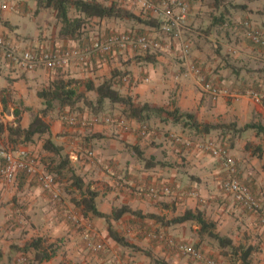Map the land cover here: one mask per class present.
Listing matches in <instances>:
<instances>
[{
    "label": "crops",
    "instance_id": "crops-1",
    "mask_svg": "<svg viewBox=\"0 0 264 264\" xmlns=\"http://www.w3.org/2000/svg\"><path fill=\"white\" fill-rule=\"evenodd\" d=\"M128 8L134 7L128 5ZM259 14L264 18V11ZM2 19L5 20L4 17ZM159 21L162 23L161 18ZM195 21V16L188 15L185 37L192 43V58L201 67L202 76L232 91L254 89L264 93V56L256 55L254 50L257 46L250 41L248 45L236 38L217 36L220 41L217 40L216 54L213 55L204 46V43L214 40L213 31L201 36L194 29ZM147 28L149 34L162 44L161 50L155 53V63L144 60L147 54L137 58L119 53L93 59L88 65L26 72L0 56V117L6 126L13 124L15 111L19 109L22 112L21 124L27 128L33 115L25 108H32L35 112L44 109L38 92L52 86L57 79H76L82 83L92 81L99 85L113 78L114 89L124 96H131L136 104L179 109L181 113H193L201 124L223 125V128L203 134L174 123L163 114L152 117L147 124L149 131L143 135V124L125 117L121 105H111L108 101L99 112L81 102L74 108L62 111L57 108L46 117L51 126L52 141L63 148V154L69 157L71 167L82 177L85 187L97 192L99 211L111 214L114 209L126 205L140 214H126L120 220L112 221V225L131 244L148 251L151 256L115 242L104 219L91 213L84 216L82 207L74 204L73 199L79 198V191L71 186L69 178L59 181L60 200L55 201L34 177L20 174L12 184L0 180L1 264H32L35 251L24 248L37 237L47 238L50 242L60 241L57 255L43 264H117L118 261L155 264L152 257L165 259L171 264H200L177 255L148 237L143 233L144 228L165 232L177 241L196 243L209 257H219L226 264H230V258H235L226 252L241 248L249 241L248 247L254 249L252 264L253 255L259 256L257 264H264V251H257L254 246L260 245L264 250L260 220L256 214L243 208L234 196L226 194L222 187L225 175L222 162L201 147V143L208 139L227 145L237 165L238 178L264 206V102L245 96L213 99L203 91L199 79L181 67L178 42L161 29ZM8 29L0 22V34L22 49L80 46L98 36L91 39L83 36L78 40L58 37L52 44L44 40L47 32H38L36 37H14L12 34L16 27L10 32ZM84 89V85L80 86V91ZM86 95L90 100H96L94 92ZM74 114L86 124L65 123L64 116ZM108 115L125 117L130 128L124 130L104 123L103 118ZM94 118L99 120L94 123ZM249 124L261 129L239 131ZM46 137L37 136L26 146L43 157L45 167V161L49 162L53 156L43 149ZM249 144L251 146L247 149ZM11 147L6 132L0 140V153ZM258 147L260 149H256ZM88 151H93L94 156L88 157ZM2 160L0 154V162ZM154 186L169 187L172 194L154 197L148 193V188ZM186 211H201L209 222L215 223V233L233 241V249L221 247L218 241L202 233L197 222L165 224ZM148 215L161 216L165 222ZM89 225L94 228L98 239L108 245L101 257L87 249L84 235ZM24 231L28 233L22 235ZM239 261L242 262L240 258Z\"/></svg>",
    "mask_w": 264,
    "mask_h": 264
},
{
    "label": "built area",
    "instance_id": "built-area-1",
    "mask_svg": "<svg viewBox=\"0 0 264 264\" xmlns=\"http://www.w3.org/2000/svg\"><path fill=\"white\" fill-rule=\"evenodd\" d=\"M131 7H139L143 11L154 13L162 19V30L172 37L179 45L178 60L187 73L195 75L202 85L204 92L210 94L213 99L228 97L238 99L249 97L253 100L264 102V93L254 89L232 91L222 88L215 83L206 80L202 76V69L192 58V43L185 37V22L188 17L189 5L186 0H123ZM3 9L8 8L3 6ZM242 30L246 38L255 45L264 49V28L254 25L249 21L242 23ZM91 39V38H90ZM162 48L161 41L150 34H140L136 31L112 32L92 38L80 46H55L53 48H28L22 49L15 43L0 34V56L9 64L26 72H34L39 69L54 71L69 68L72 65H88L93 59L119 53L131 55H143L157 53ZM63 120L70 125H77L86 121H79L77 117L65 115ZM99 119L94 118L96 123ZM103 122L116 125L124 130L130 128L128 120L118 115H108ZM145 135L149 129L147 125L141 127ZM203 150L222 162L224 177L222 187L226 194L234 196L235 200L245 209L257 215L264 232V206L253 194L251 189L238 178V170L235 161L231 158L229 148L213 139L201 143ZM0 180L12 184L20 174L34 177L40 186L53 195L55 201L60 200L59 182L56 177L47 171L42 159L26 146L19 148H7L1 151ZM88 157H93L94 152L88 151ZM148 193L154 197L172 194L169 187H149ZM148 237L162 242L167 248L179 256L189 257L200 264H219L209 257L204 251L193 244L177 241L173 236L165 232H154L147 228L143 230ZM84 241L87 249L104 253L106 245L98 239L94 228L90 225L86 228ZM117 264H134L130 261H118ZM136 264V263H135Z\"/></svg>",
    "mask_w": 264,
    "mask_h": 264
},
{
    "label": "trees",
    "instance_id": "trees-1",
    "mask_svg": "<svg viewBox=\"0 0 264 264\" xmlns=\"http://www.w3.org/2000/svg\"><path fill=\"white\" fill-rule=\"evenodd\" d=\"M216 1L218 2L219 0ZM232 6L235 9L241 10H245L247 8L245 4L241 3H234ZM37 7L38 11L50 9L56 12V18L61 23V28L59 31V37L61 39L78 40L82 38L86 32H88L87 27L89 25V20L94 18H98L100 20H125L132 23H137L138 25L144 26L145 28L155 27L162 30V23L158 18L143 17L142 15L132 11L131 8L122 7L115 1L107 5L97 0H37ZM72 10L78 14L77 17L70 16ZM228 10L229 9H227V12H229ZM225 19V13H221L220 16H214L213 24L215 25L220 23L223 25L226 22ZM0 22L3 26L9 29L14 28V26L8 20H3L2 17H0ZM142 32L143 31H140L138 33L147 34ZM140 56L136 55L137 58ZM144 60L148 63H155V53L147 54V57H145ZM83 85L85 89L80 91V86ZM114 85L115 81L113 78L104 80L99 85H96L92 81L82 83L76 79H70L66 81L62 78H59L53 83L52 86L38 92V96L43 100V104L45 106L44 109L35 112L32 108H25L26 111H30L33 115L32 122L27 128H24L21 124L22 112L19 109L15 111L16 120L13 124L6 126L0 117V140L3 138L4 134L8 132L9 143L12 146L11 148L16 149L21 146H27L28 144L34 142L37 136H48L44 139L43 149L53 156L48 159L49 162L45 161L46 169L56 177L58 182L64 178H69V180L72 181L71 186L75 187V189L79 191V198L75 197L73 199L74 204L78 207H82L84 216H88L89 213H91L98 218L104 219L108 225L109 235L115 242L122 246L143 251L146 255L151 256L148 251H144L143 249L131 244L130 241L117 232L112 225V221H118L126 214H140L133 211L126 205L122 206L121 208L114 209L111 214H105L99 211L96 204V198L98 196L97 192L91 190L89 187H85L82 177L77 175L75 170L71 167L69 157L63 154V148L57 146L52 141L50 137L51 126L46 120V117L51 111H55L57 108L62 111L66 108H74L78 103L81 102H83L93 111L99 112L104 108L105 103L108 101L111 105H121L123 107L122 113L125 117L136 119L143 125H147L153 116H162L163 114H166L168 117H170L174 123L182 124L184 127H189L190 129L200 131L203 134H209L214 130L223 128V125L209 123L201 124L198 122L196 116L193 113H181L179 109L168 110L166 108L155 107L149 103L136 104L131 96H124L119 91L115 90ZM91 91L96 94L95 101L90 100L86 95L87 92ZM249 128H258L259 130L261 129V127L255 124H249L244 128L239 129V131L241 132ZM250 146L251 145L249 144L246 146V148L249 149ZM256 149H260V147ZM148 162H150V159ZM147 217L156 219L162 223L165 222L163 217L158 215H148ZM187 221H194L200 224L201 232L207 233L211 238L218 241L221 247H230L233 249V241L228 237H222L220 234L215 233V223L209 222L201 211H186L184 215L174 217L171 220H168L165 224L171 226ZM59 242L60 241L58 240L50 242L47 238L37 237L32 239L24 248V250L33 249L35 251L32 264H43L45 262L51 261L57 255L60 248ZM157 242L162 243L160 241ZM253 250V247L250 246L245 250L237 248L233 251L237 254L241 253L243 264H252L251 256ZM2 257L3 253L0 250V264ZM152 260L155 264H171L169 261L161 258L152 257Z\"/></svg>",
    "mask_w": 264,
    "mask_h": 264
},
{
    "label": "rangeland",
    "instance_id": "rangeland-1",
    "mask_svg": "<svg viewBox=\"0 0 264 264\" xmlns=\"http://www.w3.org/2000/svg\"><path fill=\"white\" fill-rule=\"evenodd\" d=\"M104 4H111L112 2H117L120 6L128 8V4L123 0H97ZM189 5L188 15H193L196 17V25L194 24V29L196 32L201 33L200 35H207L211 31H213V39L209 42L204 43L206 51H210L211 54H216L217 49V40L220 41L218 37L224 36L230 39L236 38L237 40H241L240 43L250 41L245 37L242 30V23L245 21H249L254 25L259 27H264V18L262 13L264 11V0H186ZM219 3V4H218ZM234 3L245 4L247 8L245 10L235 9L233 8ZM7 6L8 8L3 9V6ZM37 0H0V17H4L5 20L10 21L15 27L16 30L14 37L16 36H28V37H36L38 32H47V36H45L44 40L50 41L52 44L55 42V39L59 37V31L61 28V23L56 18V12L53 10H37ZM227 9H229L227 12ZM135 13L142 15L143 17L150 18H160L154 13H149L147 11L141 10L139 7H134L131 9ZM221 13H225L226 22L222 24H213L214 16H220ZM71 17H77L78 14L72 10L70 13ZM89 25L87 27L88 32L84 35V37H93L100 36L104 34H108L110 32H126V31H143L144 33H149V28H145L144 26L138 25L137 23H132L125 20H116V19H105L100 20L98 18H94L89 20ZM10 32V29H8ZM142 32V33H143ZM199 36V37H201ZM251 42V41H250ZM253 43V42H252ZM254 44V43H253ZM256 46V45H255ZM29 48V47H28ZM260 50V51H259ZM257 56L262 58L264 56V49L254 50ZM130 56L126 54V57ZM134 56V55H133ZM136 56V55H135ZM132 57V56H131ZM255 67H258V64H254ZM136 69V67H135ZM74 117L75 114L73 115ZM218 142V141H217ZM40 158L43 157L40 155ZM43 162V161H42ZM64 187V186H63ZM43 189V188H42ZM44 190V189H43ZM45 191V190H44ZM28 232H23L22 235ZM21 235V237H22ZM105 243L103 240H101ZM249 241H246L243 246H241V250H245L249 246ZM197 245L196 243H193ZM108 247V245L105 243ZM257 247V251L260 249L262 252L264 251L260 245H254ZM199 247V246H197ZM200 248V247H199ZM150 249V248H147ZM226 252L228 254H233L235 258H230V264H243V262L239 261L241 258L240 254L233 253L234 251L228 250ZM260 251V253H261ZM95 255L101 257L103 255H99V253L93 252ZM212 256V255H211ZM238 256V258H237ZM183 258H189L186 256H181ZM212 258L216 259L219 264H226L219 257L212 256ZM191 259V258H189ZM253 263H259V256L253 255Z\"/></svg>",
    "mask_w": 264,
    "mask_h": 264
}]
</instances>
